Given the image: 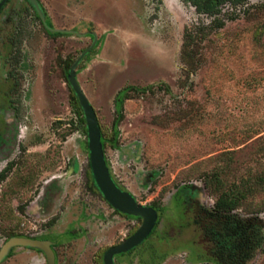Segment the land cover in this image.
I'll return each instance as SVG.
<instances>
[{
	"label": "rangeland",
	"instance_id": "rangeland-1",
	"mask_svg": "<svg viewBox=\"0 0 264 264\" xmlns=\"http://www.w3.org/2000/svg\"><path fill=\"white\" fill-rule=\"evenodd\" d=\"M263 1H222L206 13L190 0H37L50 27L95 33L75 78L106 169L136 203L163 208L152 234L114 264H264V189L223 215L212 212L210 192L222 166L228 181L264 173ZM213 17L223 27L190 47L194 67L185 66L184 29ZM90 43L87 34L49 36L25 0L0 9V245L9 234L44 238L55 264H102L106 248L140 224L82 176L86 128L66 73ZM125 87L144 91L128 93L111 142L113 99ZM0 264L45 262L14 248Z\"/></svg>",
	"mask_w": 264,
	"mask_h": 264
},
{
	"label": "water",
	"instance_id": "water-1",
	"mask_svg": "<svg viewBox=\"0 0 264 264\" xmlns=\"http://www.w3.org/2000/svg\"><path fill=\"white\" fill-rule=\"evenodd\" d=\"M3 1L4 0L0 2V5ZM28 1L34 7L42 23H44V18L41 11L39 10L37 1ZM46 30L49 33L71 34L76 37H84L87 34L91 37V43L74 59V61L69 66L66 75L67 83L76 97L77 103L84 118L88 164L91 177L103 200L111 207L112 210L123 215L133 216L140 219L139 226L129 237L118 244L106 248V250L103 252L101 257L102 264H114L113 257L115 255L126 253L127 251L139 245L147 237L155 224L157 214L150 206L140 205L136 203L128 193L120 191L112 182L106 169L100 143V133L94 113L75 78L76 66L96 43L95 33H78L68 29H56L48 27H46ZM51 245L52 243L48 240L31 239L25 237H10L0 245V262L6 256H8L12 248L21 247L38 250L42 254L45 264H55L54 253L52 251Z\"/></svg>",
	"mask_w": 264,
	"mask_h": 264
},
{
	"label": "trees",
	"instance_id": "trees-1",
	"mask_svg": "<svg viewBox=\"0 0 264 264\" xmlns=\"http://www.w3.org/2000/svg\"><path fill=\"white\" fill-rule=\"evenodd\" d=\"M222 1H227L232 9H234L237 5H244L247 2V0H190L192 5L196 7V9H201L202 11L206 13H210L214 11L217 4H220ZM257 7L264 11V1L258 4ZM39 10L42 13V10L40 7H39ZM232 15H227L228 17L226 19L231 20L233 18ZM223 25H224L223 20L213 17L206 25H199V26H192L190 28H185L182 33V43H181V49H180L181 62L187 67H190V68L194 67L192 52H190L189 50L190 47L192 45H195L196 42L201 41L210 31L214 29H220L223 27ZM47 34L53 37L63 35L60 33H48V32ZM131 91L140 93V92H143L144 89L136 88V87H125L122 90H120L113 99L114 117L111 123V140H110L111 142L115 141L118 135V125L122 119L123 102L124 100L128 99V96H129L128 93ZM262 140L264 141V136ZM100 143L103 149L104 141L101 139V135H100ZM82 176L84 177L85 183L89 185L91 190H93L94 192H97V194L102 198V196L100 195V193L98 192L97 188L95 187L93 183L88 162H87L86 168L84 169L82 173ZM226 177H227V166L226 165L220 167L210 176V180L212 182L210 184V187H211L210 192L216 194L211 210L213 213L217 215L226 214L230 212L231 210L240 206L242 201H244L247 197L253 195L254 192L257 190V188L264 189V173L256 175L254 181L248 180L247 178H239V180L237 179V181H228ZM253 184L254 186H252ZM149 206L153 208L156 213H158V216L156 217V221H155L153 228L151 229L150 233L147 235L146 238H148L154 231L155 226L158 221L159 214L163 210V208L157 203H151ZM13 236L14 235L9 234L6 236V238H10ZM142 243H140V245ZM137 246L127 251L126 253L119 254V255L120 256L127 255L130 252H132L135 248H137ZM214 258H215L214 260H217L219 256L214 255ZM218 260L217 262L221 264V260L220 261Z\"/></svg>",
	"mask_w": 264,
	"mask_h": 264
},
{
	"label": "flooded vegetation",
	"instance_id": "flooded-vegetation-1",
	"mask_svg": "<svg viewBox=\"0 0 264 264\" xmlns=\"http://www.w3.org/2000/svg\"><path fill=\"white\" fill-rule=\"evenodd\" d=\"M2 0H0V2H1ZM7 0H4L2 3H1V5H0V9H1V7H2V5L4 4V2H6ZM29 5H30V7L34 10V13H35V17H36V19L43 25V27L45 28V30H46V27H48V28H52V27H50V24H49V22L47 21V19H46V17H45V14H44V11L42 10V8H41V6L40 5H38L40 8H41V10H42V15H43V18H44V23H42V21L40 20V18L38 17V15H37V13H36V11H35V9L31 6V4L27 1V0H25ZM37 1V0H36ZM38 3V2H37ZM46 32H48L47 30H46ZM49 33V32H48ZM66 75H67V73H66ZM1 78H2V80H3V87H2V92H1V97H0V133H1V131H2V129H4L5 128V124H6V120H5V118L1 115V111H4V108H3V102H4V99H3V96H4V94H3V89H4V84H5V81H4V77H3V75H1ZM0 136H1V134H0ZM1 149V148H0ZM103 151V150H102ZM0 155H1V150H0ZM88 162V161H87ZM0 174H1V172H0ZM118 213V212H117ZM157 214V216H158V213H156ZM13 237H25V238H31V239H39V240H46V239H44V238H35V237H31V236H21V235H19V236H13ZM8 239V238H7ZM15 248H21V247H15ZM51 248H52V251H53V245H51ZM14 248H12L11 250H10V252H9V254H8V256H6L5 258H7V257H9L10 256V254H11V252H12V250H13ZM25 249H29V248H25ZM29 250H32V251H36V252H38V253H40V251H38V250H35V249H29ZM53 253H54V251H53ZM41 254V253H40ZM42 255V254H41ZM4 258V259H5ZM54 258H55V254H54ZM3 259V260H4ZM44 259V258H43Z\"/></svg>",
	"mask_w": 264,
	"mask_h": 264
}]
</instances>
